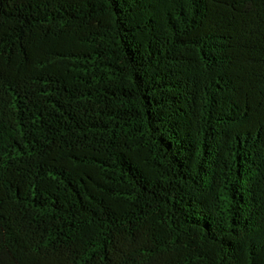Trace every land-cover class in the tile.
Instances as JSON below:
<instances>
[{"label":"trees","instance_id":"trees-1","mask_svg":"<svg viewBox=\"0 0 264 264\" xmlns=\"http://www.w3.org/2000/svg\"><path fill=\"white\" fill-rule=\"evenodd\" d=\"M0 264H264V0H0Z\"/></svg>","mask_w":264,"mask_h":264}]
</instances>
